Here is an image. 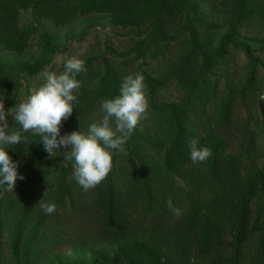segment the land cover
I'll list each match as a JSON object with an SVG mask.
<instances>
[{"label":"trees","instance_id":"trees-1","mask_svg":"<svg viewBox=\"0 0 264 264\" xmlns=\"http://www.w3.org/2000/svg\"><path fill=\"white\" fill-rule=\"evenodd\" d=\"M227 1L232 6L230 19L215 42L208 33L225 24L202 18L199 5L192 0H0V99H5V110L20 101L23 80L42 73L61 52L65 45L61 33L69 37L68 29L79 21L97 20L134 35L132 45L122 52L111 45L108 47L110 53L123 60L114 63L103 60L96 82L80 88L79 107L62 122L61 128V134L84 131V114L98 109L103 99L119 95L123 77L130 73H142L145 77L149 106L166 119V138L152 140L151 144L162 153V165L153 169L146 157L136 152L133 154L138 166L135 175L126 169H112L97 185L99 206L106 224L114 230L119 228V233L115 231L117 236H121L120 230L128 222L129 211L139 198L146 197L149 211L169 217L173 214L168 206L173 185L181 181L192 184L188 221L183 228L160 233L155 243L144 239L122 244L118 248L121 263L104 260L101 264H244V251L251 239H255L257 247L250 264H264V168L243 172L228 156L229 143L223 128L233 119L232 96L222 103L217 120L219 131H207L202 138L213 153L207 160L204 177L193 180L187 169L191 162L188 142L197 138L189 124L190 115L206 114L207 105L216 93L213 83L216 81L212 78L225 62L230 48L236 45L240 28L264 19L263 0ZM25 14L31 18L26 19ZM43 25L52 30L42 29ZM200 28L206 34L201 35ZM184 30L189 33L185 34ZM180 35L188 37L186 47L170 59L162 71L151 73L149 60L166 57ZM248 40L258 48L253 51L250 46L245 48L251 67L241 88L243 95L256 84L259 69L264 66V35ZM98 58L90 57L85 67L92 66ZM78 79L83 81L82 77ZM170 84L180 91V98L158 100L160 91ZM26 135L25 142L12 146L9 151L25 179L17 180L12 192L0 189V264H4L3 226L7 200L11 196L19 205L9 231L11 264H31L32 248L39 241L48 217L42 212L29 225L46 181L48 153L38 136ZM143 137L137 126L126 149L131 153L132 145H139ZM202 141L199 140L201 145ZM71 174V162L64 161L59 175V205L72 197ZM157 198L162 200L158 205L153 203ZM161 244L171 256L159 250ZM175 246L178 248L174 249ZM91 263L100 264L98 259ZM58 264L79 263L67 257Z\"/></svg>","mask_w":264,"mask_h":264},{"label":"rangeland","instance_id":"rangeland-1","mask_svg":"<svg viewBox=\"0 0 264 264\" xmlns=\"http://www.w3.org/2000/svg\"><path fill=\"white\" fill-rule=\"evenodd\" d=\"M192 1L199 5L202 18L220 25L225 24L213 33H208L214 38L215 42L218 41L230 19L231 4L227 0ZM24 17L26 19L31 18L29 14H25ZM42 29L52 30L44 25ZM68 31L70 33L69 37L65 36V32L61 33L65 45L61 52L54 56L47 68L36 77L23 80L20 101L41 87L46 72H62L65 62L73 57L83 59L85 62L92 56L99 57L92 66L85 67V71L78 76L83 78V81L80 80L81 87L94 85L96 73L98 69L100 71L103 68L104 59H109L111 63L116 60H123L110 53L108 47L111 45L117 51L122 52L132 45L134 36L97 20H91V22L87 20L79 21ZM184 33L187 34L189 31L184 30ZM200 34H206L202 28H200ZM263 35L264 19L251 21L240 28V37L237 39L236 45L230 48L225 62L218 68L217 75L212 78V81H216L213 82L215 83L216 93L207 105L206 114L200 117L191 114L189 117V124L196 131L197 139L202 141L207 131H219L217 120L222 103L228 96H232L235 111L232 122L228 127L223 128V132L228 138V156L236 161L243 172L245 169L264 168V66L259 69L256 84L250 90H247L245 95L241 94V88L251 67L245 48L250 46L252 51L258 48V45L249 41L248 38ZM187 38L186 35H180L172 43L171 51L166 57L149 60L148 70L153 74L162 71L168 61L177 57L186 47L185 40L187 41ZM262 58L264 61V51L262 52ZM180 95V91L175 85L170 84L160 91L158 100H176L180 98ZM149 101L150 98L148 97ZM102 115L100 108L85 113L82 117L84 131H87L91 123L98 122ZM7 119L9 126L12 127L13 118L9 116ZM166 127L165 117L152 111L149 106L145 118L138 125L144 137L141 138L139 145H132L131 153L125 147V153L114 156L113 169H126V172H130L132 176L135 175L138 166L133 154L136 152L144 155L153 169H159L162 165V153L153 148L151 144L152 140L166 138ZM64 134H67V132L61 135ZM200 146L207 145H204L202 141ZM56 155L57 157L50 158L48 154L47 177L38 197V204L45 199V202L56 203L57 210L54 214L48 215L42 227L39 241L31 251V264H58L67 257L76 259L79 264H92L93 259H98L100 264L104 260H117L121 263L118 248L122 244L130 245L144 239L155 243V237L159 236L160 233L169 232L171 228H183L186 225L188 221L186 215L190 210L189 198L193 191L190 182L175 183L168 198V201L171 199L173 205L183 210L182 215L172 214L165 217L154 214L153 211H149L147 199L143 196L142 199L139 198L132 205L128 222L120 230L121 236H117L115 232L118 231L119 233V228L114 230L106 224L104 212L99 206L97 186L84 191L76 183L73 174L69 176L72 197H67L64 203L59 205V175L64 161L63 156H60V152ZM207 165V160L196 164L191 160L187 169L192 175V179L198 180L204 177L206 169H208ZM161 202L162 200L157 198L153 203L158 205ZM18 208L17 199L11 196L7 200L3 226L4 264H11L9 231L14 217L18 215ZM42 212L38 205V209L31 217L29 225L33 224ZM171 235L174 236L175 232ZM94 241L97 242L94 243ZM256 247L255 239H251L244 251V264L252 262L253 257L256 256ZM176 248L178 247L175 246L174 249ZM159 250L168 253L167 257L171 256L162 244L159 245Z\"/></svg>","mask_w":264,"mask_h":264},{"label":"clouds","instance_id":"clouds-1","mask_svg":"<svg viewBox=\"0 0 264 264\" xmlns=\"http://www.w3.org/2000/svg\"><path fill=\"white\" fill-rule=\"evenodd\" d=\"M85 65L83 59L73 57L65 62L62 72H46L41 87L9 110H5V99H0V189L12 192L17 180L25 179L9 151L25 142L28 133L40 138L50 158L60 152L63 161L71 162L73 177L84 191L99 185L112 171L114 156L125 153V145L149 107L142 73L123 77L119 95L101 101L103 115L86 132L80 129L61 135L62 122L79 107L81 81L77 77L85 71ZM9 116L13 118L12 127ZM188 144L194 164L205 162L213 154L208 146H200L197 138H191ZM38 205L45 215L57 210L56 203L45 199ZM168 206L174 215H182L183 210L171 199Z\"/></svg>","mask_w":264,"mask_h":264}]
</instances>
